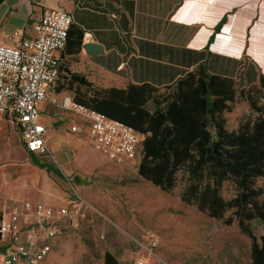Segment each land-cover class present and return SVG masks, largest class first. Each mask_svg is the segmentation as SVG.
Segmentation results:
<instances>
[{
  "label": "crops",
  "instance_id": "crops-1",
  "mask_svg": "<svg viewBox=\"0 0 264 264\" xmlns=\"http://www.w3.org/2000/svg\"><path fill=\"white\" fill-rule=\"evenodd\" d=\"M45 8L71 14L70 43L75 32L83 33L78 55L60 54L61 75L68 80L67 71L100 88L150 84L164 91L202 68L204 73L239 80L245 89L264 75V0H0V44L9 43L15 32L33 38V25ZM87 44L102 50L88 53ZM62 92L73 97L70 91ZM46 104L41 106V121L48 130L51 159L61 169L70 165L73 149H82L77 163L87 166L90 150L68 132L73 123L56 130L57 120L50 117L53 130L48 129L42 119ZM7 119L15 127L19 147L27 152L17 126ZM5 155L0 157V216L20 210L27 201L50 207L62 203L53 193V172L29 166L24 175L15 168L9 174L6 163L15 160Z\"/></svg>",
  "mask_w": 264,
  "mask_h": 264
},
{
  "label": "trees",
  "instance_id": "trees-1",
  "mask_svg": "<svg viewBox=\"0 0 264 264\" xmlns=\"http://www.w3.org/2000/svg\"><path fill=\"white\" fill-rule=\"evenodd\" d=\"M71 36L70 28L64 53L78 55L83 33L75 32L70 43ZM62 71L63 65L59 79ZM67 74L70 78L63 76L59 93L70 91L76 103L146 135L138 165L143 180L164 193L181 185L183 204L227 226L236 222L251 241V264H264V234L258 237L252 228L254 221L264 227V188L256 185L258 179L264 180V75L252 80L256 84L247 90L241 88V96L257 117L229 131L224 113L237 99L232 78L204 73L201 68L162 92L150 84L100 88L85 77ZM46 168L61 175L55 168ZM226 183L235 192L230 199L222 195ZM104 264L120 263L106 253Z\"/></svg>",
  "mask_w": 264,
  "mask_h": 264
},
{
  "label": "rangeland",
  "instance_id": "rangeland-1",
  "mask_svg": "<svg viewBox=\"0 0 264 264\" xmlns=\"http://www.w3.org/2000/svg\"><path fill=\"white\" fill-rule=\"evenodd\" d=\"M63 76L50 93H59ZM235 82L236 102L230 112L224 113L229 131H235L246 120L257 117L241 96L239 80ZM61 94L70 96L62 91ZM261 104H264V98ZM149 108H153L152 104ZM50 117L57 120L56 130L81 121L60 106L46 104L42 119L51 132ZM7 118L3 120L8 121ZM5 121H0V157L6 154L15 160L6 163L9 174H13L15 168L18 174L24 175L29 166L44 171L46 166L64 171V174L49 176L55 187L53 193L59 194L62 202L51 206L53 211L67 208L69 215L60 221L47 264H104L106 253L120 264H135L137 259L145 256L149 257V264H251V241L241 234L236 222L227 226L223 221L199 213L194 206L183 204L181 185L172 193L154 187L139 176L140 161L135 164L111 163L88 136L73 134L75 140L89 148L91 162L87 166L78 164L82 149H73L70 165L59 169L50 155L33 158L27 152L23 153L13 130L15 127ZM76 177L80 178V184L75 182ZM256 185L264 188V180L258 179ZM222 195L226 199L234 197L232 184H224ZM252 228L258 237L264 231L260 221H254ZM153 241L157 242V247L150 252Z\"/></svg>",
  "mask_w": 264,
  "mask_h": 264
},
{
  "label": "built area",
  "instance_id": "built-area-1",
  "mask_svg": "<svg viewBox=\"0 0 264 264\" xmlns=\"http://www.w3.org/2000/svg\"><path fill=\"white\" fill-rule=\"evenodd\" d=\"M72 23L68 11L45 8L33 25V38L15 32L9 43L0 44V117L11 118L28 153L51 156L48 130L41 121V106L48 102L80 118L70 132L86 134L109 162L138 163L145 134L76 103L69 95L50 93L59 79L60 54L66 48ZM68 215L67 208L54 212L44 203L27 201L20 210L0 216V264H44L53 250L60 221ZM156 247L153 241L150 252ZM149 261L145 256L135 264Z\"/></svg>",
  "mask_w": 264,
  "mask_h": 264
},
{
  "label": "water",
  "instance_id": "water-1",
  "mask_svg": "<svg viewBox=\"0 0 264 264\" xmlns=\"http://www.w3.org/2000/svg\"><path fill=\"white\" fill-rule=\"evenodd\" d=\"M85 50L88 52V53H96V52H99L101 51V47L100 46H97L95 44H87L85 45ZM75 182L77 184H80V178L76 177L75 178Z\"/></svg>",
  "mask_w": 264,
  "mask_h": 264
}]
</instances>
